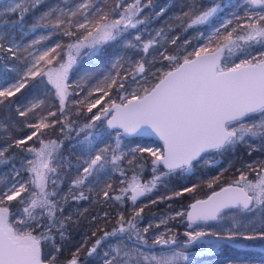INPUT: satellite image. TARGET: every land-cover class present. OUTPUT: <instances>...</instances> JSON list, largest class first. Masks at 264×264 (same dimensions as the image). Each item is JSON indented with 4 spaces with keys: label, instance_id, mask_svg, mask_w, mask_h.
Segmentation results:
<instances>
[{
    "label": "snow or ice",
    "instance_id": "6c2138e0",
    "mask_svg": "<svg viewBox=\"0 0 264 264\" xmlns=\"http://www.w3.org/2000/svg\"><path fill=\"white\" fill-rule=\"evenodd\" d=\"M41 2L42 0H27V6L17 3L7 11L16 14L22 22L30 9L39 6ZM151 2L152 0H147L144 7ZM246 2L252 9H256L246 13L248 21L246 25H237L221 33V28L227 29L228 25L232 24V20H227L207 38L208 45L196 48L182 57L161 53L163 59L169 62V67L167 70L158 68L156 72L150 73L156 81L151 86H148L143 60L134 64V71L126 70L127 74L122 75L119 69L123 67L121 61L124 58L119 57L112 62V68L117 69L114 74L109 72L105 75L82 100L71 101L92 113L104 97L110 95L113 88H116L117 93H125L119 96L120 103H117L115 98H110L92 115L90 123L80 128L81 132L86 129L91 130L96 127L97 121H102L107 129L116 130L115 146L106 145L83 161L85 166L82 173L72 181L68 194L58 192V172L57 167L53 166V160L56 159L54 153L61 145L56 141L45 143L37 137L41 147L27 149L29 153L35 154L34 160L27 161L29 167L26 170L31 173L27 184L14 180L10 185L5 186V190L0 191V264H57L55 255L43 253L41 243L50 241L54 245L56 239L53 235L54 230L61 239H64L66 220H71V217L62 218L64 209L61 202L67 203L69 196L73 200H87L88 196L83 190L76 195L73 194L72 189L87 188L91 192L90 178L98 180V174L108 164L119 170L121 176H125L119 165L129 153H131V158L127 159L129 165L136 160L137 154L148 153L152 157L151 165L154 173L153 179L147 184L140 183L138 177L133 175L126 187L120 190L121 194L112 197L123 202L124 197L127 196L135 206L139 197L151 192L164 178L177 173H191L202 161L208 162L206 156L209 153L223 154L234 150L240 144L251 145L256 139L261 141V148L264 149V0H246ZM122 3L123 0H118L114 8L106 9L95 4L93 0H81L74 8L65 4L63 8L53 7L40 15L30 26L33 30L51 28L72 38L73 42L66 45V59H58L60 54L57 49L62 45L56 43L54 47L46 48L38 55L30 53L33 59L26 71L20 72L14 67H6V73L16 72L18 78L14 83L6 78H0V105L5 104L8 98L25 88L29 78L35 80L39 76L41 79L38 84L45 87L51 85L54 89L58 110L67 120L65 103L70 96H73L69 91V74L76 66L81 51L87 49L84 55L89 59L102 57L105 45L122 39L129 29H136L138 25L145 23V20L137 18L142 11L141 0H135L134 3L121 8ZM219 8V4L206 9L201 8L196 0H193L189 10L183 13V17L178 16L176 19L186 18L184 22L188 28H191L209 22ZM12 27L13 24L8 22L0 24V51L7 52L15 58L20 45L8 38ZM237 27L242 28L243 34L237 33L233 37ZM79 30L83 31L77 36ZM47 38L42 36L40 40ZM213 38L217 41L215 48L210 47ZM134 39L136 43L125 40V46L135 49L139 45L144 53L157 43L156 40L142 42L140 35H136ZM177 39L179 37L171 42L175 44ZM40 40L32 43H40ZM221 40L224 42L219 43ZM184 43L187 45L191 42L186 40ZM255 45H259L260 49L256 55H253L251 49ZM225 50L227 57H224ZM237 51L243 54V58L239 59L238 63L231 61V57ZM222 58L225 60L223 65ZM41 61L44 62L43 67ZM229 62L231 66H228ZM129 76H131L129 84L131 90L125 88ZM80 79L90 80L92 73L84 70ZM95 92H102L103 95L89 99ZM41 105H43L42 100L33 101L23 110L17 108L16 111L19 116L26 117ZM56 115V112L49 111L47 117H40L36 123L29 124L28 127L34 131L27 136V139L31 140L32 136L42 128L54 127L58 121L53 120L51 123L45 121L48 117ZM64 127L70 130L71 124L62 125V131ZM103 131L104 129H101V132ZM123 137H156L163 142V147L154 149L137 145L126 152L122 148ZM93 139V133L87 132L85 140L89 151ZM24 142L23 139L16 140L15 144L20 146ZM10 147L11 144L7 148L0 149V164L9 162L5 153ZM139 167L142 168L143 164H139ZM247 167L255 173L253 180H249L247 175L242 173L232 185L222 187L218 192L214 191L206 200H197L191 204L187 213H177L179 216L186 215L190 228L198 222H203L205 225L209 221L232 222V227L227 229L221 225V229L217 231L201 229L186 232L188 240L183 247L198 244L201 248L214 252L221 249L224 243L239 247L233 244L238 238L264 240V162L259 168H254L251 164ZM15 175L19 176L20 173L16 172ZM27 185L32 186V191L28 198L18 200L23 207L13 213L11 202L17 200L21 193L29 191ZM49 185L52 186L51 190ZM111 187L110 183L105 182L106 190L102 193L105 199L110 198L107 189ZM193 190L184 189L188 192ZM181 194L175 193L177 196ZM58 195L59 200L54 199ZM233 209L238 210L239 213H253L259 209L262 217L258 223L252 220L245 223L238 219V213L233 212ZM141 212L143 208L134 211V215L127 220L121 214L117 221L118 226L111 232H104L91 247L88 255L95 253L105 238L126 234L131 243L122 244L111 253L105 252V257L110 258L106 259L104 264H193L190 253L183 250L176 251L170 247L176 244L174 238L164 239L161 235L153 240L152 245H148L145 234L151 225L143 230L137 227ZM57 213H60L61 217H58ZM107 215L105 213V216ZM37 229L43 231L34 234ZM120 238L123 239V236L121 235ZM156 245L169 247L167 249L161 247L160 254L157 255L153 251ZM142 246H146L149 251L146 252ZM55 251L58 253L60 249L56 247ZM68 264H78V255H74ZM225 264H251V261L229 258L226 259Z\"/></svg>",
    "mask_w": 264,
    "mask_h": 264
},
{
    "label": "trees",
    "instance_id": "16d2710c",
    "mask_svg": "<svg viewBox=\"0 0 264 264\" xmlns=\"http://www.w3.org/2000/svg\"><path fill=\"white\" fill-rule=\"evenodd\" d=\"M7 1L8 0H0V11L2 10L1 5L5 4ZM13 1L24 2L27 6V0ZM42 1L43 2L40 3L39 6L35 7L34 9H30V11L23 18L22 22H20L16 14L7 13L4 16L9 21H15V23H13V27L9 30V38L13 39L15 43L20 45L18 53L16 54V56H18L20 59L25 58V54L32 49V47L29 46V43L38 37H48V46L44 44V46L47 48L51 46L54 47L56 43H60L62 45L61 48H63V53L64 49H66V43L73 42L72 38L64 36L60 31H55L51 28H39L33 30L30 26L47 10L53 7L63 8L65 7V4H67L68 7L74 8L79 0ZM94 1L95 0H93V2ZM242 1L243 0H216L215 4L211 3V5L219 4V11L221 10L220 13L223 12L227 14L233 11L236 15H239L244 14V12L241 11L243 6L240 5ZM117 2L118 0H96L95 4L106 9H111L115 7ZM134 2L135 0H123L121 8ZM196 2L201 8L206 9L209 6L204 0H196ZM146 3L147 0H141L142 11L139 12L137 17L138 19L145 20V23L138 25L136 29H129L122 39L111 42L109 45H105L104 55L102 57L89 59L84 55L87 49L83 51L79 57H77V64L74 67L70 77V88L71 91L73 90L72 93L75 100H82V95L84 93L96 87V84L101 81V78L107 75L106 72L110 67H112V62L119 57L124 58L121 61L123 67L119 69L122 75L127 74V71H134V64L143 60L146 68L145 75H147L149 81L148 86H151V84L155 83L156 81L153 79L150 73L156 72L158 68L167 70L169 67V62L163 59L161 55V53H163V49L166 48L168 55H177L182 57L187 55L188 52L193 51V46L195 45V42L200 39V34H204V32H206L204 30L206 25L199 26L197 28H188L187 24L184 22V19L186 18L182 20L176 19L178 16L183 17V13L189 10L193 0H152L150 5L144 7ZM242 22L247 24V18L243 17ZM169 25H177L178 28H176V31L183 33V35L177 40H185L184 38L187 37L192 39L190 41L191 43L187 45L183 44L182 48H178L176 44L164 42L165 47H163V44L161 45L158 43V41H160L162 38L161 36L159 37L157 43L154 44L152 48H149L147 53H144L139 45H137L135 49L125 46V40H130L132 43H136L134 37L139 34L144 35V33L141 32H150L151 29H154L155 31L160 27ZM237 25H240V21L232 20V24L229 25V28ZM211 26L213 25L211 24ZM229 28L224 29V32L228 31ZM237 30L238 31L235 32L233 36L237 35V33H240V27H237ZM82 31L83 30L77 31L76 35L79 36ZM24 46H26V48ZM64 54L62 56H64ZM7 63L8 62L4 60H2L0 63V78H3V76L6 74L5 68ZM84 70L92 73V79L81 81L80 76ZM157 75H159L158 72ZM137 79H139V77H137ZM39 80V76L36 77L35 80L29 78L26 82L25 88L21 89V91L15 96L8 98V100L5 101V104L0 105L1 138H3L6 148L9 144L12 145V147L8 148L7 151V156L10 157L11 160L6 164H0V176L3 178L5 177V179L7 178L6 182L10 181L16 166L21 167L23 162H25L28 158H32L34 153H29L27 149L29 147L38 148L41 146L37 137H40V139H42L45 143L49 141H56L61 145V147H59L54 153L56 159L53 160V166L57 167L58 172V192L60 194H68L72 185V181L82 173L83 169L82 157L85 147L83 146V143H81V140L83 137H85L86 133L81 132L80 128H82L86 123H90L92 114L87 112L86 109H83L81 105L71 103L74 98L70 96L65 105V112L68 114L67 120H65V117L61 115L58 110V100L54 96V89H52L50 85L45 87L44 85L38 84ZM130 82L131 76H129V82L125 84L126 89H129ZM77 85H79V87ZM132 87H135V85H132ZM111 93L113 94L117 103H120L119 96L125 94L124 92L117 93L116 88H113ZM31 100H42L43 105H41L40 108H36L33 112H30L26 117L19 116L16 109L20 108L23 110ZM49 111L56 112L57 115L55 117H48L45 122L51 123L53 120H56L58 122L55 124V126L40 129L39 132H36V135L32 136L31 140L25 139L24 144L17 146L15 144L16 140H21L24 136H29L33 133L34 130L28 127V124L38 121L40 117H47ZM69 123L71 124V129L69 130L67 127H64L62 131V125ZM255 141L256 145L252 149L256 150L249 149L250 145L244 146L243 144H240L237 145L234 150L225 152L223 154L210 153L216 160H219V158L221 159L217 166L209 167V169L204 173L202 179H190L188 176L179 179V181L173 179V181H171L172 183H170L172 187H169V190H166V192H159V194H162V200L165 199L164 196L174 194L178 190L187 188L186 186H204L205 188L200 194L197 193V195L191 198L187 194L181 195L179 202L187 210L193 201L207 197L213 191L221 189L228 184H233V182L236 181L242 173L247 175V177L250 179L255 178V173L251 172L247 166L251 164L254 168H259L261 163L264 162V149L261 148V141L259 139H256ZM132 142H138V145L141 147L151 142L156 145H162V143L158 140L149 137L135 138L131 140V143ZM106 145L109 144H101L99 140H95L92 142L91 150L89 151V148L87 150L91 155H95V153L99 152L100 149L104 148ZM123 150L127 151L126 149ZM250 150L251 154H249ZM130 158L131 153H129L125 160L119 165V168L125 172V176H121L120 171L115 168L113 172L108 175L105 173H99L98 180H92V178H90V187L92 188L91 192H89L87 188L72 189L73 194L76 195L79 194L80 190H83L84 194L88 196V199L73 200L71 199V196H69L67 203L61 202V206L64 209L62 218H67L70 216L71 220H66L64 239H61L54 230L53 235L56 237L54 245L50 241H42L41 248L45 255H55L57 264H68V261H70L74 255H78L79 264L102 263L104 248L107 244L113 241L114 237H107L102 240L101 244L97 247L96 252L89 256L88 252L91 247L95 244L96 240L103 235L104 232H111L118 226L117 221L119 220L121 214H123L125 220H127L134 215V211H137V207L132 204L131 200L128 199L127 196L124 197L123 202L117 201L112 197L121 194L120 190L127 185L125 178H127L129 175H139L144 177L150 171L151 158L147 156V153L137 154L136 160L132 165L127 163V159ZM141 163L143 164L142 168L139 167V164ZM26 169H17L20 173L18 177L28 181L31 177V173ZM207 176H212V178L215 179L219 177V179H216L217 182L213 185L212 189H209L208 185H206L208 184ZM105 182L112 185L111 189H107L109 191V199H105L102 194L103 191L106 190ZM27 187L29 189L28 192L21 193V196L17 198V200H13L11 202V211L13 213H16L18 209L23 207V205L18 203V200L29 197V193L32 191V186L27 185ZM51 188L52 186L49 185V190H51ZM3 190H5V183L0 182V191ZM54 199L59 200V195ZM158 203L161 204V201ZM177 204L178 202H176L172 208L176 209V207H178ZM149 209L153 208L149 207ZM105 213L108 215L105 216ZM57 215L58 217H61L60 213H57ZM151 216V210L150 212L147 210L141 212V219H138V221H140L139 226L144 227L147 220L150 219ZM184 223L181 222V225L174 224L177 228H180L183 226L186 227L187 223H185L186 225H184ZM41 231H43V229H37L36 233L34 234H38ZM93 233H95V235H93ZM147 240L149 245L153 243L152 238L149 237ZM56 247L60 249L58 253L55 251ZM221 254L222 255L216 254L212 256H202L194 260V263H225L228 257L235 258V256H237L239 260H249L251 263L264 264V250L250 248L237 252L235 256L232 255L234 253L231 251L225 250Z\"/></svg>",
    "mask_w": 264,
    "mask_h": 264
},
{
    "label": "rangeland",
    "instance_id": "374dc122",
    "mask_svg": "<svg viewBox=\"0 0 264 264\" xmlns=\"http://www.w3.org/2000/svg\"><path fill=\"white\" fill-rule=\"evenodd\" d=\"M204 1L209 5L208 7L213 6V5H211V3L215 4V2H216V0H204ZM80 2H81V0L78 1V3H80ZM95 2H96V0L94 1V3ZM17 3L25 5L24 2H16L13 0L12 1L8 0L5 4L1 5L2 10L0 11V24H3L5 22L11 23V24L15 23V21L7 20V18L4 16L7 13H11V12H8L7 9L9 7L15 6ZM240 5L243 6V9L241 11H243L244 14H239V15L235 14V16H233V13H234L233 11L225 14L223 12L220 13L221 10L219 11V9H218L216 15L214 17H212L209 22H207L206 24H200V25H195V26L191 27V28H197L199 26L206 25V28H204V30L206 32H204L203 35L200 34V39L195 42V45L193 46L194 47L193 50L196 48L208 45L209 41L207 38L213 34V32L215 31L216 28H219L221 26V24L226 22L227 20H233V21L239 20L240 25H246L245 22H242L243 17H246V13H248L250 10L256 11V9H252L251 6L246 2V0H243ZM211 24L213 26H211ZM176 28H178L177 25H174V26L169 25V26H165V27H160L159 29H156L155 31H154V29H151L150 32L149 31H147L146 33L141 32V33H144V35H142V34H139V35L141 36L142 42H146L148 40L158 41L159 37L162 36L160 41H158L159 44L164 45V42H168L169 44H173L171 42L173 39H175L176 37H181L183 35L182 32H177ZM228 28H229V25H228ZM230 28L228 30H230ZM221 29H220L221 33H224L225 28H221ZM160 31H162V32H160ZM158 33H160V35H158ZM240 34H243L242 28H240ZM235 36H233V37H235ZM40 38L41 37L35 38L33 41L40 40ZM9 39H11V38H9ZM184 39L185 40H176L175 44L178 46V48H182V45L185 44L184 42L186 40L187 41L192 40L191 38H187V37ZM32 42L29 43V46H31L32 49L29 52H27L26 54L24 53L26 55L24 59H20L18 56L13 58L9 53L4 52V51H0V60L1 61L4 60V61L8 62L6 64V67H9V68L14 67L20 72L26 71V68L28 66H30L31 61L33 59V56L30 55V53L38 55L40 52H42L43 50H45L47 48L46 46H44V44H46L47 46L49 44L48 38L44 39V40H40V43H37V44H33ZM223 42L224 41L221 40L219 43H223ZM69 43H71V42H67L66 45ZM16 44H18V43H16ZM216 46H217V41L215 40V38H213V41H212V44L210 45V47L215 48ZM24 47L26 48V46H24ZM51 47H53V46H51ZM163 47H165V45ZM62 49L63 48H60L59 50L57 49V52H59V54H60L58 59H66L67 48L64 49L65 54L63 53ZM259 49H260L259 45H255L254 47H252V49H251L252 54L256 55L258 53ZM85 50L86 49L82 50L81 53ZM162 52L165 55H168L166 48L163 49ZM17 53H18V51H16V54ZM63 54H64V56H62ZM224 57H227V50H225ZM241 58H243V54L241 52L237 51V53L233 57H231V61L238 63L239 59H241ZM1 61H0V63H1ZM221 63H222V65L225 63L224 58H222ZM41 66L42 67L44 66L43 61H41ZM228 66H231V62L228 63ZM45 70H46V68H45ZM116 71H117L116 69L110 67L108 69V71L106 72V74H108L109 72H112L114 74ZM71 74H72V72L69 74V81H68L69 84H70ZM3 78H6V79H8L9 82L14 83L15 79L18 77H17L16 72H10V73H6L5 76H3ZM103 78H101V80H103ZM97 84H96V86H97ZM4 86H6V85H4ZM69 91L73 92V90L71 91V88H69ZM87 93L88 92H86L82 95V99L87 95ZM102 95H103L102 92H95V93H93V96L90 97L89 99H95V98L102 96ZM72 97L74 98V95ZM110 98H114L111 91H110V95L107 97H104V99L101 101V104L97 105V107L93 109V112L91 114L93 115L94 113H96L98 111V109L100 107L104 106ZM67 101H66V103H67ZM31 102H33V101L31 100L28 103H31ZM66 103H65V105H66ZM36 122L37 121L30 123V124H34ZM101 129H104V131L101 132ZM32 130H34V129H32ZM89 131H91L93 133V136H94L93 141L99 140L101 144L107 143L112 147L115 146V135H114L115 133H112L111 135H109L110 132H115V131H111L110 129H107L106 124L102 123V121H97L95 128H93L91 130L86 129L84 132L87 133ZM27 136H24L22 139L23 140L27 139ZM139 138H147V137H139ZM149 138H152V137H149ZM122 139H123L122 148L126 149L127 151L129 148H135L138 145V142H135V143L132 142L131 143L132 139H126L124 137ZM81 143H83V146L85 147V149L83 150V157H82V159L84 161V160L89 158L90 153L87 150L89 148V146L87 144V141L85 140V137L82 138ZM243 145L246 146L249 144H243ZM255 145H256V141L254 140V141H252L249 149H252ZM144 146L152 147L154 149L155 148L162 149L163 143L160 146V145H156L153 142H151L149 144L143 145V147ZM40 147L41 146H39L36 149H39ZM3 148H6V144L3 141V138H1V134H0V149H3ZM5 156L8 158V161L11 160V158L7 156V152L5 153ZM147 156L150 157V155L148 153H147ZM150 158L152 159V157H150ZM34 159H35V154H33L32 158H28L25 162H23L21 167L16 166V169H15V171H13V174L11 176L10 181L6 182L7 178L5 179V177L3 178L2 176H0V182L5 183V186L10 185V183L13 182L14 180H20L21 182H24L27 184V180H24L21 177L16 176L15 173L19 171L17 169L22 168L24 170V169L28 168L29 165L27 164V161L34 160ZM206 159L208 162L202 161L201 164L191 173L173 174L167 178H164L162 180V182L157 183L156 187L153 188L151 192L146 193L145 195H143L142 198L137 200L135 203V206L137 207V211H139L140 208H143V211L144 210H148V211L151 210V212H152V216L150 219L147 220L146 225L144 227H140L139 226L140 221H138L137 227L140 228L141 230H143L144 228L151 225V227H148V232L145 234L146 239H148L150 237L154 240L156 237H159L161 235H163L164 239L174 238L176 240V244L171 246V248L175 249L176 251H182L183 250V251L190 253L191 254L190 259L193 261V264H195L194 260H196L202 256L203 257L204 256H212V255H216V254L222 255L221 253H223L225 250L231 251L232 253H234V254H232L234 256L237 252L244 251V250L250 249V248H254V249L257 248L260 250H264V240H260V239L244 240L242 238H238L236 241L233 242V244L239 245V247H233L232 245H230L228 243H224V244H222L221 249L214 251V252H209V251H207V249L201 248V246L198 244L197 245H187L186 248L183 247L187 243V240H188V237L185 235L186 232H192V231L201 230V229L207 230V231H217V230L221 229V225L223 226L224 229L232 227L231 221H223V222L211 221V222H208L207 225L203 224V222L202 223L199 222L197 224H193L192 227L190 228L188 225L189 221L187 220V218H185L186 215H184V216L177 215V213H179V212H185L184 209H182L183 205H181V203L179 202L181 195L187 194L191 198V197L197 195V193L200 194L202 192V190L205 188L204 186H199V187H197L196 185L195 186H191V185L186 186L187 188H192L194 190L191 192H188V191H184V189H186V188H184V189L177 191V192L182 193L181 195L177 196V195H175V193L170 194V195H166V196H164L165 199H163V200H162L163 197H161L162 194H159V192H161V191L166 192V190H169V187H172L170 183H172L171 181H173V179H176L177 181H179V179L185 178V176H188V178H190V179H202L204 173L209 169V167L217 166L221 160L220 158H219V160H216L214 158V156H212L210 153L207 154ZM82 165H83V167L85 166L84 163H82ZM114 169H115V167H113L111 164H108V165H106L105 169L100 173H105L108 175V174L112 173ZM132 176L133 175H129L127 178H125V182L126 183L130 182ZM136 176L138 177V180L140 183H142V184L149 183V181H151L153 179V176H154V173L152 172V165L150 166V171L146 176H144V177L139 176V175H136ZM240 176L238 177V179L240 178ZM248 179L253 180L254 178H252V179L248 178ZM216 182H217V180L215 178H212V176H211V177H208V184H206V183L205 184L208 185V187H209V183H211V187H209V189H212L213 185ZM228 185H232V184H228ZM169 197H171V198H169ZM204 198H206V197H204ZM159 201H161V204L158 203ZM176 202H178V204H177L178 207H176V209L172 210V207L175 205ZM149 207H152V208L154 207V208L152 210V209H149ZM232 211L237 212L238 213V219L242 220L245 223H247L249 220L257 221V223H258L259 219L262 217V214H261L259 209H257L253 213H239L238 210H236V209H233ZM163 221H166V223H164ZM171 222H177V224H179V225H181V222H183V223L185 222V223H187V225L184 223V225H186V227L183 226L180 228H171L170 224H169ZM121 235L123 236V239L120 238ZM153 240H152V242H153ZM130 243L131 242L128 241L126 234H119L117 237H114L113 241L111 243L107 244L104 248L103 260H102L101 264H104L105 260L110 258V257H105V255H104L105 252L111 253L116 247L121 246L122 244H130ZM150 245H152V244H150ZM157 246L158 245H156V247L153 249V251L157 255H159L160 251H161V247L159 248ZM142 247L145 248L146 252L149 251V249L146 246H142ZM168 247L169 246H165L163 248L167 249ZM229 258H232V257H228V259ZM232 259H238V257L235 256V258H232ZM196 264H199V262H197ZM214 264H225V263L217 262ZM251 264H256V263L252 262Z\"/></svg>",
    "mask_w": 264,
    "mask_h": 264
},
{
    "label": "water",
    "instance_id": "95a60500",
    "mask_svg": "<svg viewBox=\"0 0 264 264\" xmlns=\"http://www.w3.org/2000/svg\"><path fill=\"white\" fill-rule=\"evenodd\" d=\"M111 130V129H110ZM111 131H116V130H111ZM124 138H126V139H134V138H139V137H124ZM152 138H154V139H156V140H158V141H160L158 138H156V137H152ZM160 142H162V141H160ZM163 143V142H162ZM229 185H227V186H225V187H228ZM234 186V185H233ZM218 191H220V189L218 190ZM218 191H216V192H218ZM210 195H212V194H210ZM209 195V196H210ZM209 196H207L206 198H202V199H197V200H206ZM143 196H141V197H139L137 200H139L140 198H142ZM197 200H195V201H193L191 204H193V203H195ZM189 211H190V209H189ZM209 222H211V221H209ZM171 246H173V245H171ZM170 246V247H171ZM156 246H154L153 247V249L155 248ZM157 247H165V246H160V245H158ZM79 264V263H78Z\"/></svg>",
    "mask_w": 264,
    "mask_h": 264
},
{
    "label": "bare ground",
    "instance_id": "6f19581e",
    "mask_svg": "<svg viewBox=\"0 0 264 264\" xmlns=\"http://www.w3.org/2000/svg\"><path fill=\"white\" fill-rule=\"evenodd\" d=\"M224 187H225V186H224ZM218 190H219V189H218ZM218 190H216V191H218ZM213 192H214V191H213ZM213 192H212V193H213ZM212 193H210V194H212ZM210 194H209V195H210ZM190 205H191V204H190ZM190 205H189V208H187V210H186V208H184V206L182 207V209H184V211H185L184 213H186V212L189 211V209H190ZM153 208H154V207H153ZM152 210H153V209H152ZM172 210H174V209L172 208ZM147 211H148V210H147ZM148 212H150V211H148ZM181 218H182V217H181ZM174 223L177 224V222H171V223H169L171 228H177L176 225H175ZM189 223H190V222H189ZM198 223H199V222H198ZM201 223H202V222H201Z\"/></svg>",
    "mask_w": 264,
    "mask_h": 264
},
{
    "label": "flooded vegetation",
    "instance_id": "af4514ba",
    "mask_svg": "<svg viewBox=\"0 0 264 264\" xmlns=\"http://www.w3.org/2000/svg\"><path fill=\"white\" fill-rule=\"evenodd\" d=\"M160 248V247H159ZM257 249V248H256ZM258 250H260V249H258Z\"/></svg>",
    "mask_w": 264,
    "mask_h": 264
}]
</instances>
